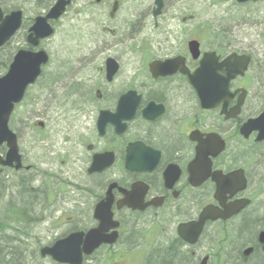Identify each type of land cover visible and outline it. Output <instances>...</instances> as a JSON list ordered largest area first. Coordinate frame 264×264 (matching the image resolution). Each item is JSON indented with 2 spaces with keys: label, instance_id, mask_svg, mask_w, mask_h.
Masks as SVG:
<instances>
[{
  "label": "flooded vegetation",
  "instance_id": "1",
  "mask_svg": "<svg viewBox=\"0 0 264 264\" xmlns=\"http://www.w3.org/2000/svg\"><path fill=\"white\" fill-rule=\"evenodd\" d=\"M154 1L157 19L166 5L161 0L154 16ZM29 28L12 58L43 50V41L27 43ZM153 35L137 76L121 75L124 64L109 56L93 82L73 80V73L47 72L45 51L47 63L8 122L21 108L10 129L19 165H0V192L16 199L23 216L56 217L50 231L69 230L43 248L73 234L85 238L103 207L116 224L106 234L115 241L89 253L82 241L81 264L98 252L113 264H264V210H251L253 198L264 199V60L237 50L232 34ZM35 87L40 95L27 97ZM6 154L1 145L2 161ZM132 247L142 248L137 257Z\"/></svg>",
  "mask_w": 264,
  "mask_h": 264
},
{
  "label": "rangeland",
  "instance_id": "2",
  "mask_svg": "<svg viewBox=\"0 0 264 264\" xmlns=\"http://www.w3.org/2000/svg\"><path fill=\"white\" fill-rule=\"evenodd\" d=\"M164 1L165 15L153 19L150 14L153 0H74L65 15L55 22L54 34L39 46L52 60L47 72L73 73V80L93 82L98 65L111 56L119 57L124 64L121 75L135 73L137 76L144 59L143 51L147 47L143 43L157 38L153 34L160 32L184 33V36L192 33L232 34V43L233 35L238 39L235 41L237 50L246 49L261 57V61L264 60V0L245 6L222 0ZM115 3L117 6L114 9ZM40 6L41 1L38 0H0V7L6 13L22 11L24 26V30H20L10 44L0 51V76L15 51L24 46L23 34L34 18L49 9ZM140 79L138 77L136 81ZM40 92L41 89L35 87L27 97H37ZM250 105L251 102L248 103ZM22 112L18 108L11 118L10 129L13 132ZM15 202L16 199L9 192L3 195L0 192V224L4 226L1 234L12 238V245H17L14 247L21 248L22 264H53L47 258L42 259L39 250L69 230L50 231L47 226L56 217L23 216ZM259 206L264 210V199L253 198L251 210ZM37 219L41 221L39 224ZM57 223H61V219ZM138 225L146 228L149 223ZM128 249L133 250L135 257L142 250L141 247ZM104 254L98 252L87 264H113V259Z\"/></svg>",
  "mask_w": 264,
  "mask_h": 264
},
{
  "label": "water",
  "instance_id": "3",
  "mask_svg": "<svg viewBox=\"0 0 264 264\" xmlns=\"http://www.w3.org/2000/svg\"><path fill=\"white\" fill-rule=\"evenodd\" d=\"M235 1L241 4L249 1L256 2L258 0ZM71 2L72 0H57L44 17H37L28 30L27 43L32 47H37L39 41L51 37L53 29L49 22L60 19ZM161 4V0L154 1L156 7L154 16H157L159 13L162 6ZM21 20L22 13L20 11H13L4 17L0 9V49L8 43L19 30ZM193 45H196V42L190 43V49L193 48ZM47 60L48 57L43 51L37 53L19 51L14 56L7 75L0 79V146L5 144L8 149L4 161L0 159V165L2 166L18 164L16 138L8 128L9 117L14 105L19 103L22 99L26 86L33 83L39 74L40 67L45 65ZM112 63V60L106 62L108 75H112L114 72ZM104 211L103 207H97L96 212L98 215L94 216V219L99 223L98 227L89 231L85 238L81 233L70 235L66 239L58 241L52 248L41 249L40 256H48L59 264H81L82 251L84 253H89L100 244L111 242V240L106 239L115 241L113 235L107 236L106 234L110 230L115 229L116 224L112 222L110 216L104 214ZM206 218V214L200 218V226ZM82 241H84L85 245L81 251L79 245ZM201 264H205V261Z\"/></svg>",
  "mask_w": 264,
  "mask_h": 264
},
{
  "label": "trees",
  "instance_id": "4",
  "mask_svg": "<svg viewBox=\"0 0 264 264\" xmlns=\"http://www.w3.org/2000/svg\"><path fill=\"white\" fill-rule=\"evenodd\" d=\"M41 1L40 8L46 9L47 5L51 2V0H38ZM5 10V9H4ZM4 226L0 224V264H22V250L20 247H14L17 245H12V238L9 236H5L1 234V229Z\"/></svg>",
  "mask_w": 264,
  "mask_h": 264
}]
</instances>
